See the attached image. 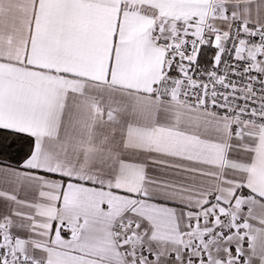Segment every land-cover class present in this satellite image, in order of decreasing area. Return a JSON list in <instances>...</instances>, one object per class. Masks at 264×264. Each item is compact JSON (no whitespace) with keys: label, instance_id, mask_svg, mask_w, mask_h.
I'll list each match as a JSON object with an SVG mask.
<instances>
[{"label":"snow or ice","instance_id":"6c2138e0","mask_svg":"<svg viewBox=\"0 0 264 264\" xmlns=\"http://www.w3.org/2000/svg\"><path fill=\"white\" fill-rule=\"evenodd\" d=\"M134 15L152 25L131 39ZM97 16L102 80L81 74ZM157 17L143 0H0V264H51L49 249L58 264H264L249 134L264 126V0ZM153 59L150 88L117 92L125 65ZM98 117L107 129L88 132Z\"/></svg>","mask_w":264,"mask_h":264},{"label":"crops","instance_id":"0c3cea01","mask_svg":"<svg viewBox=\"0 0 264 264\" xmlns=\"http://www.w3.org/2000/svg\"><path fill=\"white\" fill-rule=\"evenodd\" d=\"M145 4H149L158 13L157 19L160 17H167L173 20H191L198 18L199 21H204L205 17L211 15V8L214 4L222 2V0H143ZM115 14L112 13V25L114 27ZM92 36L88 41L87 47L92 53L85 57L86 70L82 75H87L96 80H102L103 76L100 72V59L95 55V49L97 46L96 34L99 31H107L108 22L99 16L93 21ZM126 30L131 39L142 35L152 25L151 17H145L142 15H134L124 22ZM43 47V44H41ZM162 59L151 61H137L132 64L125 65L122 71L119 72L117 78L112 82L115 85L121 87L117 89V92L127 94L128 89L151 87L150 80L159 78V68L161 66ZM95 94V93H93ZM116 103L122 105V109L127 108L128 101L122 100L116 97ZM168 104V110L171 113H178L180 111L179 106L174 101L166 102ZM96 127L93 128L89 125L88 132L99 133L102 130H106L108 125L107 121L98 117L95 121ZM253 136H259V140L255 146L256 152V166L253 168L254 173L257 175L261 182H264V126L258 127V129H252L249 133ZM54 214V210H52ZM57 241H53L56 243ZM49 258L51 264H58L59 254L54 250L49 249Z\"/></svg>","mask_w":264,"mask_h":264}]
</instances>
